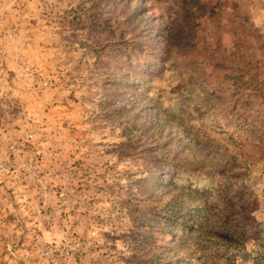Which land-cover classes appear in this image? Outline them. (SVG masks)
Instances as JSON below:
<instances>
[{"label": "rangeland", "instance_id": "374dc122", "mask_svg": "<svg viewBox=\"0 0 264 264\" xmlns=\"http://www.w3.org/2000/svg\"><path fill=\"white\" fill-rule=\"evenodd\" d=\"M193 1L0 0V264H264V0Z\"/></svg>", "mask_w": 264, "mask_h": 264}, {"label": "trees", "instance_id": "16d2710c", "mask_svg": "<svg viewBox=\"0 0 264 264\" xmlns=\"http://www.w3.org/2000/svg\"><path fill=\"white\" fill-rule=\"evenodd\" d=\"M187 1H189V0H179L180 3H184ZM193 3L196 5H200L201 0H196V1L194 0ZM224 3H226V0H218L215 2V5H213L214 3L211 5V4H209L208 1H206V3L204 2L202 4V6H199V8H201L202 13H203V15H202L203 21L201 20V22L205 25H209L210 22H212L211 17L214 14L215 10L220 9L219 7H216V6H220L222 9H225L226 6L224 5ZM181 9L186 10L185 7H183L182 5H181ZM190 20H191L190 23L194 22V19H190ZM237 115H239V117L242 118V115H240L239 112H237Z\"/></svg>", "mask_w": 264, "mask_h": 264}]
</instances>
